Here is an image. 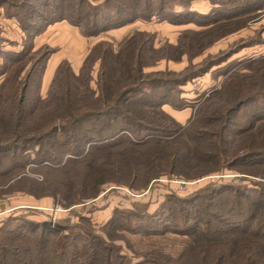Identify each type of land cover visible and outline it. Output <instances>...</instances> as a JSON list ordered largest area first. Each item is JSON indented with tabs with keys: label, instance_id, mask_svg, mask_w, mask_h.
<instances>
[{
	"label": "trees",
	"instance_id": "1",
	"mask_svg": "<svg viewBox=\"0 0 264 264\" xmlns=\"http://www.w3.org/2000/svg\"><path fill=\"white\" fill-rule=\"evenodd\" d=\"M169 1L0 0V6L8 5L5 17H14L22 33L32 40L49 25L60 21L77 27L84 36H97L135 20H167L169 15H175L177 20L168 21L181 23V20L178 21L180 12L168 14ZM10 9L15 10L10 12ZM152 41L151 36L138 32L127 40V43H118L116 50L110 41L96 42L84 58L79 73H75L66 60L58 63L45 97L39 92L43 68L37 67V62H32L22 77L20 71H14L13 78L17 80L11 83L13 87L11 97L2 96L12 72H7V68H3L0 72V75H3L0 81V177H5L9 170H23L27 164L43 165L40 167L44 173H60L69 166L65 168V165L60 167L49 165L59 164L65 160L63 159L65 156L68 164L71 162L89 164L90 161L86 158L91 154V150L103 155L106 161L103 167L98 169L100 171L97 175L87 178L85 182L88 184L86 190L90 186L91 196L97 195L99 185L106 182L119 183L134 189L139 181L144 188L151 180L161 176L199 178L211 173L208 162L204 164V161L212 157L211 154L200 156L201 162L197 163L195 168L180 163L183 161L185 150H188L187 143L209 142L213 133L200 127L198 129L188 127L190 130L185 134L182 149L179 141L177 142V135L169 137L172 135L170 132L178 127V123L172 118L165 127L168 136L163 131L160 132L161 130L158 132L139 123L140 120L148 122L149 118L143 119L137 111L145 114L153 111L168 116L161 106L166 104L171 90H160L155 82H140L137 76V80H131L116 96L110 97L109 90L113 87L106 84V80L111 77V72L106 67L107 62L119 63L121 70L118 68V73L121 80L133 79L130 72L139 74L143 65H147L144 63L145 52L160 51V48H154ZM27 47L32 49V41L28 42ZM5 58L8 62L17 60ZM97 60L99 67L96 88H93L90 85L91 72ZM260 61L264 62V58ZM210 65L206 66V70ZM110 69L112 71L113 67ZM190 77L187 75L182 81H188ZM249 81V78L242 79V83ZM255 89L253 94L245 96L242 102L231 108V111H238L241 105L257 103L262 112L252 115L254 122L249 121L242 126V130L235 131L238 136H246L243 141L248 148L238 155L234 154L231 160H228V168L236 165L259 167L264 173V130H261L264 127V84ZM133 94L137 95L135 99L131 98ZM219 94L220 92L213 91L205 96L199 104L202 105L199 111L205 104L206 108L210 106L211 109L215 104L213 100ZM184 107L186 104H181L177 108ZM213 110L205 117L202 116L200 121L204 126L219 119ZM208 111L209 109H206V113ZM118 119L134 127L132 129L120 127L119 130L137 134V130L134 129L139 127L140 130L151 129L155 133L163 134L158 136L153 134L141 141L126 139V136L117 138L114 128L118 124ZM198 125L202 126L199 123ZM254 128H260L259 133L248 135ZM226 132L222 128L219 136H216L221 145L218 151L220 153L228 152V147L234 140L232 138L231 140ZM253 137H260L258 139L260 144L256 149L249 148L254 141ZM100 140L101 144H98L96 141ZM227 141L228 145L225 146ZM31 150L36 151L35 157L38 154L36 160L27 155V151ZM192 152L197 151L192 150L185 155ZM1 157L10 158L9 164L3 163L6 160L2 161ZM47 164L49 165L46 166ZM47 182L49 179L44 180V183ZM32 185L37 192L38 184ZM59 185L62 187L57 188L61 189H55L54 192L55 186L46 184V189L49 188L51 191L45 194L55 198L56 193H64L67 189L69 192H77L80 189V193L85 190L84 185L76 187L75 183L67 188H64L63 183ZM224 187L219 185L212 188L211 193L196 197L200 200L195 208L188 206V199L173 196L174 208L171 207L169 210V215L174 216L173 220L167 216V219L162 221L159 215L155 218L146 210L139 214L130 210L119 212L114 209L97 233L88 220H85L83 226L74 225L77 231L68 232V228L58 222H54L52 226L49 218L36 221L26 215H11L2 221L0 226V264H264V192H257L251 196V193L257 190L244 193L233 186ZM30 189L32 190H28L29 194L36 195L33 188ZM73 201H76V198ZM132 217L137 220H130ZM244 217H249L251 224L247 223L248 225L242 228ZM180 225L183 228H175ZM121 229L145 236H164L172 233L183 237L184 242L175 252L152 249L139 254L130 243L121 240L124 247L139 258L133 261L122 252V245L116 243L121 239L116 234Z\"/></svg>",
	"mask_w": 264,
	"mask_h": 264
},
{
	"label": "rangeland",
	"instance_id": "2",
	"mask_svg": "<svg viewBox=\"0 0 264 264\" xmlns=\"http://www.w3.org/2000/svg\"><path fill=\"white\" fill-rule=\"evenodd\" d=\"M9 1L20 2V0ZM99 1L96 0V2ZM6 10H8L7 4L0 6V72L3 68H7V72H12L9 82L3 89L2 96L11 97L13 90L11 83L17 80L13 78L14 71H20L19 74L22 77L32 62H37V67L43 68L39 92L42 97H45L55 68L60 61L66 60L74 72L79 73L84 58L96 42L110 41L113 49L116 50L118 43H127L126 41L131 39L135 33L144 32L148 37L151 36L154 48H160V51L157 53L145 52L144 63L147 65H143L139 74L131 71L130 75L133 79L129 80L120 79L118 73L120 65L117 61L107 62L108 66L106 67L109 68L111 77L106 80V84L108 87H113L109 90V92L111 91L110 97L116 96L121 88L129 84L128 82L131 80H137V76L140 82H155L160 90H171L166 104L161 106L168 116L153 111L148 114L137 111L143 116V119L149 118L148 122L140 120V124L165 133V127L169 124V119L172 118L178 123V127L170 132L172 135L169 137L177 135V142L179 141V146L182 149L185 134L190 128L198 129L200 127L214 135L212 134L213 137L209 142H186L188 150H185L183 161L180 163L195 168L197 163L201 162L200 156L211 154L212 157L208 161H204V164L208 162V169L211 173L199 178L161 176L151 180L144 188L140 181L134 189L119 183L106 182L99 185L97 195L91 196L90 186L86 190L88 184L85 182L88 180L87 178L97 175L100 171L98 169L103 167L106 162L103 155L95 153L96 150H91V154L86 158L89 159V164L84 162L68 164L67 156H65L63 158L65 160L59 164L46 165L50 167L65 165V168L69 166L67 170L60 169L63 170L60 172L62 174L58 172L44 173L40 167L43 165L37 164H27L23 170H9L10 172L5 177H0V208L1 210L8 209L7 212L2 211L0 219L11 215H26L29 218L36 216L39 219L49 218L54 219L56 223L65 225L68 232L77 231L78 229L73 226H83L85 220H88L92 229L97 233L99 227L110 218L114 209L119 212L130 210L139 214L146 210L148 214H153L155 218L158 217L156 215H159L161 220L165 221L167 216H170L171 220H173L172 217L174 218L172 214L169 215L170 208H174L173 196L188 199V206L195 208L200 200L196 197L211 193V189L219 185H224V188L233 186L236 190H243L242 192L257 190L252 192L251 196L257 192H264V173L261 172V168L242 165L228 168V160H231L234 154L238 155L248 148L245 147L243 141L246 136H238L235 131L242 130V126L249 121L254 122L252 115L262 112L260 105H256L257 103L241 105L238 111H231V108L235 107L238 102H242L245 96L253 94L255 88L264 84V62L260 61L264 58V0H170L167 8L168 14L180 12L181 16L178 17V21L181 20V23L168 21L170 19L177 20L175 15H169L167 20L153 19L151 24L141 23L143 20H140V24L134 27L130 26L119 30H112L114 29L112 28L97 36H84L77 27L68 22L58 23L51 24L53 26L39 33L36 42L34 41L35 37L29 40L25 36L26 34L22 33L14 17H5ZM14 10L10 9V12ZM184 16L185 18H183ZM141 37L147 38V36ZM29 41H32L33 45L31 50L27 47ZM5 57L17 60L8 62ZM207 65L210 66L206 70ZM98 67L97 60L91 72L90 85L93 88H96ZM110 67H113L112 71ZM204 70L206 71L204 72ZM124 71L127 70L124 69ZM187 75L191 76L189 80L182 81L183 77ZM2 78L3 75H0V80ZM243 78H249L250 81L242 83ZM250 82L252 83L249 84ZM213 91L220 92L213 100L214 106L210 109V106L206 108L205 104L199 111L202 106L199 105L201 100ZM135 96L137 95L133 94L131 98L135 99ZM181 104H186V107L177 108ZM206 109H209L207 113ZM212 109L219 119L204 126L200 120L202 116L210 114ZM226 110H230V112H226ZM117 121L118 124L114 128L117 138L126 136V139L141 141L153 134V136L163 134L155 133L151 129L140 130L139 127L134 129L137 130V134L128 133L126 130L118 128L132 129L134 127L127 125L121 119ZM198 123L202 126H199ZM222 128L227 131L225 134H228L230 139H234L228 147V152L225 153L218 152L221 145H219V138L216 137L219 136ZM261 130H264V127ZM259 131L260 128H254L248 135H257ZM166 135L168 136V133ZM258 139L260 137H253L254 141L249 148H258L260 144ZM96 142L101 144V140ZM226 145H228V141L227 144L225 143ZM34 150L27 151V155L36 160L38 154L35 157L34 152L36 151ZM192 150L197 152L185 155ZM85 154L86 152H84ZM8 157H1L2 161L6 160L3 163L9 164L11 157ZM46 179H49V182L44 183ZM35 183L38 184L37 192L34 191L35 186L32 185ZM39 183L43 184L39 185ZM48 183L49 186H55L54 192L55 189H61L57 188L62 187L59 185L60 183L64 184V188L74 185V183L76 187H82L85 184L83 186L85 190L80 193V189L77 192H69L67 189L64 193H56L53 198L51 195L45 194V192L51 191L49 188L46 189ZM30 188H33L36 195L29 194L28 190H32ZM74 198L77 202L73 201ZM130 220L137 219L132 217ZM249 220H251L249 217L242 219V228L247 223L251 224ZM175 228L183 227L180 225ZM116 234L121 237L116 243L122 245V252L131 257L133 261L139 258L124 247L121 240L130 243L139 254L152 249L175 252L184 242L183 237L172 233H167L164 236H145L121 229Z\"/></svg>",
	"mask_w": 264,
	"mask_h": 264
},
{
	"label": "crops",
	"instance_id": "3",
	"mask_svg": "<svg viewBox=\"0 0 264 264\" xmlns=\"http://www.w3.org/2000/svg\"><path fill=\"white\" fill-rule=\"evenodd\" d=\"M142 21V20H141ZM140 20H135V21H133V22H130V23H127V24H125V25H123V26H121V27H118V28H114V29H112V30H119V29H123V28H126V27H130V26H132V27H134L135 25H138V24H140V22H141ZM153 21V20H152ZM152 21H142L141 23H144V24H151V22ZM58 23H66V21H60V22H56V23H54L53 25H55V24H58ZM53 25H49L48 27H47V29L50 27V26H53ZM46 29V30H47ZM39 36L37 35L36 37H35V39H34V41L36 42V40H37V38H38ZM2 80V79H1ZM0 80V81H1ZM27 206V205H26ZM31 206V205H30ZM29 206V207H30ZM6 210H8V209H3V210H1V208H0V215H1V213H2V211H4V212H7ZM3 212V213H4ZM28 217V216H27ZM34 217H36V216H31L29 219H33V220H36V221H43V220H45V219H39V218H34ZM6 218V217H5ZM4 219V218H3ZM3 219H0V224H1V221L3 220Z\"/></svg>",
	"mask_w": 264,
	"mask_h": 264
},
{
	"label": "built area",
	"instance_id": "4",
	"mask_svg": "<svg viewBox=\"0 0 264 264\" xmlns=\"http://www.w3.org/2000/svg\"><path fill=\"white\" fill-rule=\"evenodd\" d=\"M54 222H55V221H54V219H53V220H51L52 226L54 225Z\"/></svg>",
	"mask_w": 264,
	"mask_h": 264
}]
</instances>
